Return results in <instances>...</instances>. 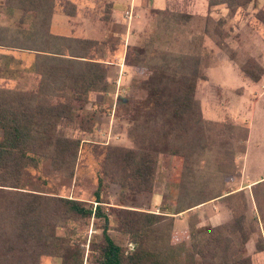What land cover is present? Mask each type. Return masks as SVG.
Listing matches in <instances>:
<instances>
[{
    "label": "rangeland",
    "instance_id": "1",
    "mask_svg": "<svg viewBox=\"0 0 264 264\" xmlns=\"http://www.w3.org/2000/svg\"><path fill=\"white\" fill-rule=\"evenodd\" d=\"M146 1L151 5H146ZM5 2L0 0V91L35 92L38 77L26 67L30 57L15 48L42 47L41 40L35 42L31 38L35 16L8 7ZM115 5L120 12L128 8L123 0H56L50 32L57 36L92 39L96 45L87 50L88 54L111 59L116 64L118 60L125 59L132 46H145V60L149 64L158 62L163 56L178 59L198 57L199 72L208 75L206 81H198L195 91L203 118L211 122L213 131L226 130L233 134L230 138L227 137L229 134L216 137V133V143L221 145L206 148L190 172L184 168L180 157L159 154L151 191L137 192L130 176L121 180L122 183L113 179L108 158H113V149L135 148L128 134L132 122L124 109L144 99L145 91L140 83L146 76H142L130 63H124L126 83L118 95L110 83L108 93L90 95L87 103L72 105L73 117L62 119L55 132L59 137L80 142L73 176L69 177L64 168L43 161L38 168L24 171L21 179L23 191L75 199L94 207L93 193L98 179L102 178L101 205L110 218L109 233L124 250L130 251L133 245L129 238L115 229L117 211L172 217L174 231L178 234L187 232L191 223H197V227H216L210 223L201 225V218L206 216V209L204 214L200 212L201 204L174 214L184 177L189 201L196 196L191 195L193 190L224 194L237 189L242 178L247 182L264 175V102L251 106L256 97L252 94L254 88L248 87L239 70L244 66L258 74L257 65L263 71L259 81L264 78V0H253L232 12L225 5L209 8L206 0H140L139 4L133 5V16H139L135 10L140 12L144 9V23L141 27H128L129 39L120 25L110 18L109 10ZM163 8L167 11L158 10ZM180 15L190 18L184 21ZM250 61L252 64L249 66ZM114 70V66H110L107 71L115 75ZM249 128L252 134L248 139ZM127 171L124 170L125 176L129 174ZM189 173L196 180H191ZM254 192L256 197H260L264 184L258 185ZM210 201L215 203L207 207L208 215L215 212L214 207L218 209L216 212L221 211L219 221L228 219L220 225L232 221L233 207L238 213L245 212L248 218L246 229L253 231L250 242L245 245V253L251 264H264V253L254 252L256 242L262 240L264 243L260 227L263 223L264 228V199L260 216L256 208L251 210L249 203L252 205V202L245 195L244 198L236 195L230 202L220 198ZM241 203H245L246 211H243ZM231 204L232 208L229 207ZM253 216L257 217V222L252 225L249 221ZM101 227L100 221L91 218L71 221L57 233L71 238L72 243L82 248L83 264H96L95 258L102 243ZM39 264H61V260L41 257Z\"/></svg>",
    "mask_w": 264,
    "mask_h": 264
},
{
    "label": "trees",
    "instance_id": "2",
    "mask_svg": "<svg viewBox=\"0 0 264 264\" xmlns=\"http://www.w3.org/2000/svg\"><path fill=\"white\" fill-rule=\"evenodd\" d=\"M252 1L206 0V3L209 8L225 5L232 12ZM55 3L56 0L5 2L8 7L34 14L36 22L31 38L35 42L41 40L42 47H15L37 52L30 67L38 77L36 91H0V264H39L41 257H57L61 264H83L82 248L72 243L71 238L59 236L57 231L71 221L91 218L102 223V243L96 264H251L245 245L253 231L246 229L245 212L238 213L232 204L229 205L232 208L229 223L216 227H197V223H191L182 234L174 231L172 217L119 210L114 220L115 229L126 235L133 245L132 250L127 251L109 233L110 218L101 205L102 178L98 179L93 193L94 207L75 199L23 191L24 171L38 168L43 161L64 168L69 177L73 176L80 142L57 136V125L62 119L73 117V104H85L89 93L105 94L109 87L107 68L93 61L95 57L87 52L96 42L55 38L50 34ZM180 18L186 21L190 16L180 15ZM146 55L145 46L130 48L127 53L130 65L146 76L140 83L145 91L144 99L124 109L132 122L128 134L135 148L113 149V158H108L113 179L121 182L130 176L137 192L151 191L159 154L180 157L184 168L190 172L206 148L221 145L216 143V137L233 135L226 130L213 131L211 122L203 118L200 103L195 98L198 81L206 80L199 72L198 57L163 56L149 64ZM251 64L252 61L249 66ZM255 68L258 74L244 66L239 70L245 78L257 82L263 71L257 65ZM124 170L129 174L125 176ZM190 178L196 180L192 174ZM185 179L174 214L217 198L229 202L236 195L244 198L241 191L208 194L199 189L201 193L193 190L191 195L196 194L195 198L192 196L187 201ZM256 187L258 185L252 187L251 193L260 216L264 192L256 197ZM241 206L244 211L245 203ZM249 222L253 225L257 217H251ZM262 251L261 240L255 243V253Z\"/></svg>",
    "mask_w": 264,
    "mask_h": 264
},
{
    "label": "crops",
    "instance_id": "3",
    "mask_svg": "<svg viewBox=\"0 0 264 264\" xmlns=\"http://www.w3.org/2000/svg\"><path fill=\"white\" fill-rule=\"evenodd\" d=\"M125 2V6L128 7L125 11H118L116 5L113 6V8L111 7V9L109 10V15H110V18L111 20L114 22V23H117L118 25H120V28L124 30L123 34L127 37V39H129V31H130V28H131V25L132 27H141V25L143 26V23H144V17H143V12H144V9H140L141 11L139 12L138 10H135L136 12H138L139 16L135 17L133 16V8H134V4L137 3L139 4L140 3V0H123ZM165 1V0H164ZM131 6H130V5ZM146 5L150 4L148 1H146L145 3ZM128 5V6H127ZM151 5V4H150ZM206 6H207V3H206ZM153 8H155L154 6H151ZM165 7V5H164ZM208 7V6H207ZM167 9V5L165 7ZM165 8H163V10H165ZM156 9V8H155ZM159 11H163L162 9H158ZM54 15V14H53ZM52 15V16H53ZM52 19V18H51ZM52 21V20H51ZM51 21H50V26L51 28H53V24H51ZM54 22V20H53ZM128 27L129 28V31H128ZM127 30V32H126ZM49 32H50V27H49ZM50 34L55 37V38H71V39H79V40H88V41H91L92 39H89V38H73V37H63V36H57L55 34H52V32H50ZM124 36V38H125ZM128 43V42H127ZM128 45V44H127ZM128 47V46H127ZM135 47V46H132V48ZM20 50V49H19ZM21 52L23 53H27V55L30 57V61L27 63V68H30L33 63L35 62L36 60V54L37 52L35 51H23V50H20ZM129 51V50H128ZM128 53V52H127ZM39 54V53H38ZM125 59L123 58L121 61L118 60V63H112L113 61L111 59H100V58H96L95 56V59H93V61H97L99 63H103L105 65V67L107 68L108 70V67L110 66H114L115 70V75H111L110 72L107 71V74H106V82L108 84L111 83V85H113V87H115V94L118 95L119 93V90L122 89L121 87L124 86L125 87V79H126V72H125V67H124V63H127L129 64L128 60H127V54H125ZM126 60V62H125ZM130 65V64H129ZM134 67V66H133ZM135 68V67H134ZM113 72V73H114ZM240 75L242 76V78L246 81L248 87L251 89V88H254V92H252V94L254 93L255 94V99L253 100V103L251 106L254 107V104L255 103H259L260 101L263 100L264 102V78H262L260 81L258 82H252L250 81L249 79L245 78L241 73ZM112 76V77H111ZM206 80L208 78V75L206 76ZM113 78L112 81H109V79ZM205 80V81H206ZM250 83V84H248ZM109 86V85H108ZM197 87V86H196ZM108 93V91L106 92ZM105 93V94H106ZM241 93V92H239ZM114 94V92H113ZM90 95H104V93H99V92H91L89 93V96ZM200 103V102H199ZM203 113V111H202ZM204 115V114H203ZM207 117V115H205ZM252 134V130L249 128V132H248V139L249 137L251 136ZM251 138V137H250ZM261 183H264V175L256 178V179H253L251 181H247L245 182L244 179L242 178L240 183H239V187L237 186V189L235 190H232L231 193H235V192H243V194L249 199V201L251 200L252 202V205L249 203L250 207H251V210H254L255 209V204L253 202V199H252V195H251V189L253 186L255 185H259ZM225 196V195H224ZM218 200H215V202H217ZM248 201V202H249ZM215 202H212V201H208V202H205L203 204H201L199 206V209H200V212L201 214H204L205 212V209H206V216H205V219L204 217L201 218L200 222H201V225H207L208 223H210L211 226H218L224 222H227L228 219H223L224 221L222 222L219 221V218L218 216L221 215V211L219 212H216V210H218L217 208H212V209H215V212H210V214L208 215V210H207V207L211 204H214ZM228 212V211H227ZM223 217L226 218V215L224 214ZM219 221V222H218ZM261 231H262V236H263V239H264V228H263V223H261ZM251 240V239H250ZM250 240L248 241V243L250 242ZM247 243V244H248ZM246 244V245H247ZM254 252H255V248H254ZM260 253H264V251L260 252Z\"/></svg>",
    "mask_w": 264,
    "mask_h": 264
}]
</instances>
